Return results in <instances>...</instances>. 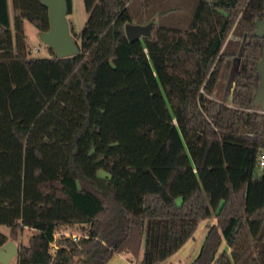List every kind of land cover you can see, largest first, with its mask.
I'll use <instances>...</instances> for the list:
<instances>
[{
  "label": "trees",
  "instance_id": "1",
  "mask_svg": "<svg viewBox=\"0 0 264 264\" xmlns=\"http://www.w3.org/2000/svg\"><path fill=\"white\" fill-rule=\"evenodd\" d=\"M11 1L13 23L0 0V246L28 227L18 264L121 252L162 264L214 218L190 264H264V111L253 103L264 36L252 34L264 0H198L186 29L153 22L134 40L130 0H83L82 29L69 20L80 52L63 57L29 52L25 19L50 26L42 0Z\"/></svg>",
  "mask_w": 264,
  "mask_h": 264
},
{
  "label": "rangeland",
  "instance_id": "2",
  "mask_svg": "<svg viewBox=\"0 0 264 264\" xmlns=\"http://www.w3.org/2000/svg\"><path fill=\"white\" fill-rule=\"evenodd\" d=\"M73 1H74V10L72 14L68 15V17H69L71 24L73 25L74 23L75 28L80 31L87 19L88 14L84 7L83 0H73ZM158 1L159 0H130L128 2V8L130 10L132 20L140 21L142 17V11L146 13V16L153 15L154 13H156V10L160 8ZM171 2H174V3L181 2L182 3L181 10L177 12H169V14L166 17H163L159 21L160 24L186 29L189 26L191 19L193 18V14H194L195 7H196L198 0H172ZM9 5H10L11 21L13 23L15 11H14L11 0H9ZM142 22H144L142 24H146L149 21L147 19L145 21L143 20ZM25 34L27 36V42H28L29 48L37 47L40 49L36 53H30L31 55H34V56H49L50 55L51 52L48 49V46L44 44V42L41 39V35H40L41 31L28 19H25ZM231 37L235 39L238 36L233 34ZM76 39L79 42V39L78 38ZM234 67L235 65H233L232 58L229 60H226L224 64L222 65L221 74H220L219 81H218V86L214 93L215 97L222 98L226 90H228V88L230 87L232 81L234 80V75L236 72L234 71ZM72 230L73 229L70 227L64 233L66 234L70 233L72 232ZM0 231L8 234L10 231V228L6 224L0 223ZM74 232L76 234H80V232L77 231L76 229L74 230ZM31 233L32 232L28 227H24L21 231L20 230L18 231V235L16 239H13L11 237H9L8 239L15 240V242L20 248L22 245L28 244L29 236ZM60 233H63V231L57 232L56 236L58 237ZM222 247H225V246H223L222 244ZM18 258L19 256L17 254L12 257L9 263L0 262V264H18ZM31 264H35V263H31Z\"/></svg>",
  "mask_w": 264,
  "mask_h": 264
},
{
  "label": "water",
  "instance_id": "3",
  "mask_svg": "<svg viewBox=\"0 0 264 264\" xmlns=\"http://www.w3.org/2000/svg\"><path fill=\"white\" fill-rule=\"evenodd\" d=\"M48 7L49 29L41 31V39L51 46L58 57L70 56L80 52L78 42L71 33L68 17L67 0H42ZM153 21L146 24L128 22L125 24L126 35L130 40L151 34ZM253 35L264 36V18L256 20ZM259 84L255 91L253 103L264 111V47L258 61ZM19 254V246L13 239H8L0 246V262L9 263L13 256Z\"/></svg>",
  "mask_w": 264,
  "mask_h": 264
},
{
  "label": "crops",
  "instance_id": "4",
  "mask_svg": "<svg viewBox=\"0 0 264 264\" xmlns=\"http://www.w3.org/2000/svg\"><path fill=\"white\" fill-rule=\"evenodd\" d=\"M171 1L172 0H159L158 4L160 8L156 10V13H154L153 15L146 16V13L142 11L141 20L140 21L133 20V22L144 23L142 21L148 19V21H153L157 24H160L159 21L163 17H166L169 14V12H177L181 10V5H182L181 2L174 3ZM73 10H74V1H73ZM165 26H169V25H165ZM232 35L233 34H231L230 36ZM214 221H215L214 218H207L201 220L193 236L189 238L187 242H185V244L177 252H175L173 255L167 258L162 264H190L196 258V256L198 255L201 249L202 243L208 231L209 224L214 223ZM224 244L225 242H223V246H226ZM106 264H136V261L129 252H121L114 254L113 257Z\"/></svg>",
  "mask_w": 264,
  "mask_h": 264
},
{
  "label": "built area",
  "instance_id": "5",
  "mask_svg": "<svg viewBox=\"0 0 264 264\" xmlns=\"http://www.w3.org/2000/svg\"><path fill=\"white\" fill-rule=\"evenodd\" d=\"M39 50H40V49L37 48V47H30V48H29V52H30V53H36V52H38ZM259 161H260V166H261V167L264 166V152L261 153L260 158H259ZM72 236H73L74 239H77V238H78V236H77L76 234H72Z\"/></svg>",
  "mask_w": 264,
  "mask_h": 264
}]
</instances>
